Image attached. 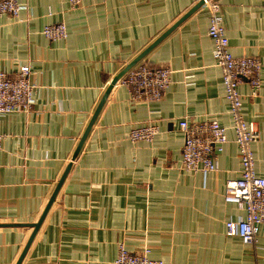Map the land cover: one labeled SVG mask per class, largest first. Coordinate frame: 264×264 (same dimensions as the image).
Returning a JSON list of instances; mask_svg holds the SVG:
<instances>
[{
  "label": "crops",
  "instance_id": "0c3cea01",
  "mask_svg": "<svg viewBox=\"0 0 264 264\" xmlns=\"http://www.w3.org/2000/svg\"><path fill=\"white\" fill-rule=\"evenodd\" d=\"M18 1L17 17L0 13V71L29 66L33 105L0 115V264L17 263L68 163L19 264H114L119 242L130 251L149 245L164 264H264V223L253 243L225 232L227 220L244 215L224 200L240 159L203 5L136 63L169 66L163 96L134 99L113 86L72 160L111 79L199 0ZM219 1L232 54L262 63L258 95L246 82L239 91L264 178V0ZM57 22L67 36L45 38L42 28ZM182 119L227 127L216 170L182 168ZM144 124L157 126L154 138L130 140Z\"/></svg>",
  "mask_w": 264,
  "mask_h": 264
},
{
  "label": "built area",
  "instance_id": "2783aa9c",
  "mask_svg": "<svg viewBox=\"0 0 264 264\" xmlns=\"http://www.w3.org/2000/svg\"><path fill=\"white\" fill-rule=\"evenodd\" d=\"M71 6L81 0H68ZM18 0H0V13L17 17L22 8ZM208 11V35L212 39V57L221 71L224 97L231 118L230 127L235 135L239 152L240 176L225 183L224 200L235 203L244 210V215L225 222L227 235H237L244 243H253L264 223V178L255 171V158L252 145L258 139L252 122L243 113V95L239 85L246 82L249 96L258 95L261 88L262 63L255 56H234L230 51L221 16L219 0H203ZM41 33L49 40L64 39L67 28L63 22L45 25ZM171 69L167 65L154 66L141 62L130 67L114 86L127 87L134 99L159 100L171 83ZM34 84L30 80V68L21 65L14 74L0 71V115L13 111H28L33 105ZM183 132L181 148L182 168L186 171L203 173L218 168L215 154L223 149L227 141V127L215 119L188 120L178 123ZM157 133V126L144 124L129 131L132 141H151ZM4 134L0 131V146ZM151 247L144 245L139 251H130L123 242L117 246L114 264H164L160 259L150 256Z\"/></svg>",
  "mask_w": 264,
  "mask_h": 264
},
{
  "label": "water",
  "instance_id": "95a60500",
  "mask_svg": "<svg viewBox=\"0 0 264 264\" xmlns=\"http://www.w3.org/2000/svg\"><path fill=\"white\" fill-rule=\"evenodd\" d=\"M203 5V0H199L191 9H189L180 19H178L171 27H169L166 31H164L159 37H157L150 45H148L142 52H140L134 59H132L129 63H127L125 65V67L123 69H121L112 79L111 81L109 82L108 86L106 87L101 99L99 100L83 134L81 135L80 139H79V142L77 144V147L72 155V160L75 159V157L78 155L96 117L98 116L110 90L112 89V87L114 86V84L116 83V81L121 77L123 76V74L130 68L132 67L134 64H136L149 50H151L161 39H163L169 32H171L183 19H185L190 13H192L193 11H195L197 8L201 7ZM70 166H71V163H68V165L66 166L63 174L61 175L60 179L58 180L57 182V185L46 205V207L44 208L43 210V213L41 214L40 218L38 219L37 222L35 223H31V226L33 227V231L27 241V244L22 252V254L20 255L18 261L16 264H19L20 260L22 259L28 245L30 244L32 238L34 237V234L36 233L40 223L42 222V219L44 218L48 208L50 207L51 203L53 202L55 196H56V193L61 185V183L63 182L66 174L68 173L69 169H70Z\"/></svg>",
  "mask_w": 264,
  "mask_h": 264
}]
</instances>
